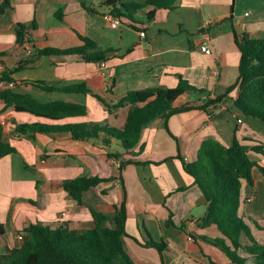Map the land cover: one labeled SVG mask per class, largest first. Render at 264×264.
<instances>
[{"label": "crops", "instance_id": "crops-1", "mask_svg": "<svg viewBox=\"0 0 264 264\" xmlns=\"http://www.w3.org/2000/svg\"><path fill=\"white\" fill-rule=\"evenodd\" d=\"M104 1L6 0L8 8L0 13L3 70L14 69L35 48L81 46L79 36L89 38L101 50L111 51L104 67L78 56L42 57L34 66L12 76L17 87L0 83V89L28 93L42 103L67 101L87 110L86 117L52 122L11 109L3 111L0 101L3 140L16 150L0 158V223L4 229L0 254L18 248V236L31 224L90 230L94 224L89 208L111 215L124 200L123 244L135 264H231L219 249L198 238L221 235L215 226L200 227L207 202L184 172L183 164L192 163L201 143L208 139L228 147L235 135L248 147L264 144V123L244 116L234 107L236 89L206 111L191 110L166 121L155 118L141 131L135 152L139 147L143 151L137 155L125 153L115 140L105 146L100 141H74L65 133L31 137L15 134L14 127L34 122H96L122 128L130 106L123 104L109 110L107 105L118 103L129 91L174 88L180 79L206 93L184 94L176 106L186 102L201 105L207 95L210 99L222 96L238 77L240 53L234 34L264 38V0H176L173 10H156L150 22L144 15L150 9L136 14L133 18L138 29L122 21L117 29L111 28L105 18L108 10L100 8ZM119 1L125 4L146 0ZM81 4L96 8L97 13L87 12ZM33 21L37 25L29 37L33 51L27 53L16 44L15 30L17 24L29 25ZM203 42L209 45L211 55L201 52ZM28 81H43L57 88L85 83L104 103L84 94L47 93L23 86ZM101 139L107 137L102 135ZM108 153L122 157L116 160ZM249 157L264 166L261 156L249 153ZM126 160L133 163L120 171L121 161ZM252 176L254 185L243 184V188L245 197L252 194L253 199L241 205L240 215L254 238L264 243V177L256 167ZM79 177L111 180L84 192L83 205H78L61 183ZM150 239L166 244L162 260L155 249L145 246Z\"/></svg>", "mask_w": 264, "mask_h": 264}, {"label": "trees", "instance_id": "trees-1", "mask_svg": "<svg viewBox=\"0 0 264 264\" xmlns=\"http://www.w3.org/2000/svg\"><path fill=\"white\" fill-rule=\"evenodd\" d=\"M176 0H146L143 3H121L119 0H105L100 8H106L108 13L138 29L134 16L145 12L147 22L155 17L156 10H173ZM81 7L89 13H97L96 8ZM8 8L6 0H2L0 13ZM37 29L36 22L29 25L17 24L16 44L24 51L28 45L31 31ZM81 46L58 49L53 47L35 48L27 59L18 62L14 69H6L0 73V83L5 82L17 87L12 77L28 67L34 66L42 57H73L78 56L88 63H105L110 50H101L86 37L79 36ZM235 44L240 53L238 77L236 82L228 88L222 96L210 99L207 95L201 105L183 103L176 106L175 102L184 94L193 93L203 96L206 92L199 90L182 79L174 88H148L138 91H129L126 96L108 109H117L123 104L130 106L122 128L100 125L96 122L47 124L41 122L15 124L14 132L17 135L65 133L70 139L81 142L100 141L107 146L110 140L117 141L127 154L137 155L143 151L138 146L143 127L155 118L162 117L166 121L173 115L191 110L206 111L208 106H216L228 97L229 93L237 90L233 105L244 116L264 123V38H250L246 33L239 36L234 34ZM32 49V50H31ZM29 51V52H30ZM27 52V53H29ZM25 87H34L43 92L77 93L91 96L98 101L103 100L92 94L85 83L68 87L57 88L49 86L43 81L23 82ZM0 101L4 104L3 111L11 109L15 113H24L37 119L52 122L69 118L86 117L85 106L67 102L52 101L39 102L31 94L18 93L11 88L0 89ZM110 112V111H109ZM166 130L169 132L168 127ZM104 135L107 139H101ZM16 150L3 140L0 126V158L15 153ZM249 153L264 158V144L252 147L241 144L236 136L230 146L208 139L201 143L196 158L192 163L183 164L184 172L193 179V184L205 197L207 206L201 218L200 227L215 226L220 237L206 238L198 236L202 241L219 249L231 264H264V243H259L251 234L245 219L240 215L241 205L245 203V188L253 186L252 169L256 167L264 177V166H260L249 157ZM109 158L121 159L120 154L108 153ZM131 160L121 161L119 170L129 164ZM119 171V172H120ZM111 178L79 177L65 180L61 188L78 204L82 203V194ZM94 227L90 230H72L66 227L50 229L41 224H31L22 231V241L18 248L9 253L0 254V264H135L126 252L123 244L125 233V203L114 208L111 215L95 212L89 208ZM108 223V224H105ZM4 229L0 223V236ZM148 248H153L162 260L166 244L148 240Z\"/></svg>", "mask_w": 264, "mask_h": 264}, {"label": "built area", "instance_id": "built-area-1", "mask_svg": "<svg viewBox=\"0 0 264 264\" xmlns=\"http://www.w3.org/2000/svg\"><path fill=\"white\" fill-rule=\"evenodd\" d=\"M2 3V0H0V5ZM247 15V14H245ZM105 18L109 24V26L113 29H117L120 25H121V20L117 17H114V16H111V15H105ZM140 36L141 37H144V33L141 32L140 33ZM24 49L29 52L30 51V47L28 45H25L24 46ZM200 50L203 54L205 55H211L212 54V51L209 47V45L207 44V42H203L200 46ZM101 67H104V64L103 63H100L99 64ZM3 66L0 64V73L3 72ZM253 199V195L251 194L250 196L246 197L245 198V204H248L252 201ZM18 240L19 241H22V234L18 236ZM189 241H191V238H188Z\"/></svg>", "mask_w": 264, "mask_h": 264}, {"label": "rangeland", "instance_id": "rangeland-1", "mask_svg": "<svg viewBox=\"0 0 264 264\" xmlns=\"http://www.w3.org/2000/svg\"><path fill=\"white\" fill-rule=\"evenodd\" d=\"M222 254V253H221Z\"/></svg>", "mask_w": 264, "mask_h": 264}]
</instances>
